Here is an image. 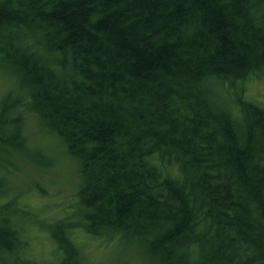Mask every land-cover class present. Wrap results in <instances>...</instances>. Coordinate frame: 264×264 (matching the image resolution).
Wrapping results in <instances>:
<instances>
[{
  "label": "trees",
  "instance_id": "obj_1",
  "mask_svg": "<svg viewBox=\"0 0 264 264\" xmlns=\"http://www.w3.org/2000/svg\"><path fill=\"white\" fill-rule=\"evenodd\" d=\"M263 76L264 0H0V264H92L79 234L149 264H264V106L211 99ZM29 117L81 177L71 214L39 220L44 259L6 195L18 157L49 164Z\"/></svg>",
  "mask_w": 264,
  "mask_h": 264
},
{
  "label": "rangeland",
  "instance_id": "obj_2",
  "mask_svg": "<svg viewBox=\"0 0 264 264\" xmlns=\"http://www.w3.org/2000/svg\"><path fill=\"white\" fill-rule=\"evenodd\" d=\"M211 87L214 88L211 99L221 109L236 110L238 106L243 108L244 103L251 100L264 106V76L252 78L245 83L234 79L226 80ZM245 128L241 124V129ZM25 134L27 147L35 148L39 157L49 164L39 168L31 160L18 157V169L7 178L6 195L14 197L17 204L28 212L26 221L31 224L28 225V236L32 235L30 254L34 259H44L49 257L51 244L39 220L65 218L71 214L68 205L73 203V194L77 191L81 177L78 162L66 152L59 138L47 132L37 118L26 119ZM13 220H16V216ZM71 220L73 221V217ZM78 242L82 245L86 260L92 264L150 263L146 247L126 239L122 234L111 238L79 234ZM6 264L22 262L11 257Z\"/></svg>",
  "mask_w": 264,
  "mask_h": 264
}]
</instances>
